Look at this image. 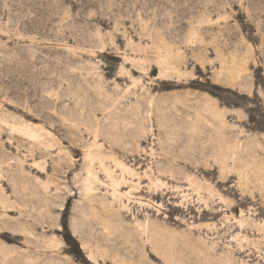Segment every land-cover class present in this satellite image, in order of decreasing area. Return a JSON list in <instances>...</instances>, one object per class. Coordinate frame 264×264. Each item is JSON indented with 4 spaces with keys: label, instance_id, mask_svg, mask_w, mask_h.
<instances>
[{
    "label": "rangeland",
    "instance_id": "obj_1",
    "mask_svg": "<svg viewBox=\"0 0 264 264\" xmlns=\"http://www.w3.org/2000/svg\"><path fill=\"white\" fill-rule=\"evenodd\" d=\"M0 264H264V0H0Z\"/></svg>",
    "mask_w": 264,
    "mask_h": 264
}]
</instances>
